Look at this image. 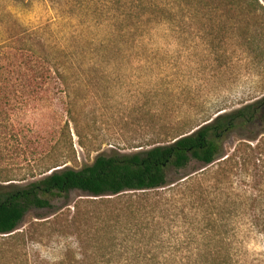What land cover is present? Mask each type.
<instances>
[{
  "label": "rangeland",
  "instance_id": "374dc122",
  "mask_svg": "<svg viewBox=\"0 0 264 264\" xmlns=\"http://www.w3.org/2000/svg\"><path fill=\"white\" fill-rule=\"evenodd\" d=\"M158 5L168 8L169 0H0V185L32 182L42 164L80 169L98 155L167 144L264 96V57L248 54L231 34L210 42L192 23L160 22ZM26 33L38 56L47 52L54 64L66 65L72 118L55 81L31 100L19 94L14 75L32 62L20 41ZM252 134H228L225 154L234 157L239 140ZM217 163L202 176L205 169L192 161L170 178L248 180L254 173L230 163L219 174ZM257 170L255 180H264V165ZM210 200L196 184L177 193L164 188L103 198L75 191L50 209L30 210L13 239L0 238V264H57L66 252L77 256L82 240L97 238L120 248L127 239L130 252L164 246L160 260H185L168 252L184 247L190 229L191 242H198L201 211L216 212ZM235 222L228 240L234 264H264V235L247 215Z\"/></svg>",
  "mask_w": 264,
  "mask_h": 264
},
{
  "label": "trees",
  "instance_id": "16d2710c",
  "mask_svg": "<svg viewBox=\"0 0 264 264\" xmlns=\"http://www.w3.org/2000/svg\"><path fill=\"white\" fill-rule=\"evenodd\" d=\"M14 1L22 3L23 0ZM156 13L160 22L169 19L173 24L192 23L198 34L206 36L210 42L231 34L243 42L248 54L264 57V0H169L168 8L158 5ZM32 35L22 34L20 39L28 46L30 55L38 58L34 60L31 57L30 68L23 66L24 70L19 68L16 71L14 82L20 89L19 94L31 100L55 81L60 93L69 100L67 113L72 118L73 103L66 65L54 64L47 52L38 56L31 42ZM38 61L42 64L40 68L36 66ZM68 128V123H65L60 131L62 137ZM243 129L253 130V134L239 140L234 157L227 156L223 150V139L231 132ZM258 129H261L260 132H257ZM263 129L264 96L231 113L203 122L189 134L178 135L171 142L146 151L98 155L91 165L80 169H72L66 166V162L42 164L36 170L38 178L32 177L34 181L25 185H0V238L13 239L30 210L50 209L53 201L66 199L75 191L92 198H103L127 193L144 194L164 188L177 193L196 184L205 189L216 212L203 214L201 211L195 235L198 242H191L190 229L185 236L184 247H171L168 252L172 257L176 256L175 253L184 254L187 259H173L174 262L169 264H234L230 253L232 245L228 244V240L234 233L237 219L247 215L250 227L264 235V180H255L257 169L264 165ZM236 156L239 159L234 162ZM192 161L203 166L202 176L212 172L210 167L217 161L215 172L219 174L230 163L244 172L254 173L248 175V180H189L188 176L176 180L170 178ZM259 178L264 179V174ZM199 208L197 204L195 210L198 213ZM151 240L157 243L153 234ZM122 242L125 246L120 248V244L116 243L106 246L107 241L99 238L95 243L82 240L77 256L66 252L65 258L57 264H167V260H160V256L164 255V246L130 252L127 239ZM175 248L181 249V252ZM3 253L0 249V255Z\"/></svg>",
  "mask_w": 264,
  "mask_h": 264
}]
</instances>
